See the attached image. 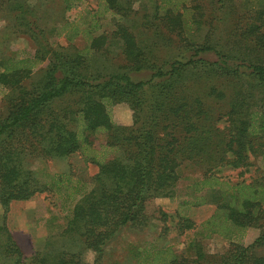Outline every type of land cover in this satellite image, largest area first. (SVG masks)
Segmentation results:
<instances>
[{"label": "trees", "instance_id": "1", "mask_svg": "<svg viewBox=\"0 0 264 264\" xmlns=\"http://www.w3.org/2000/svg\"><path fill=\"white\" fill-rule=\"evenodd\" d=\"M53 1L0 0V19L11 21L15 38L24 35L34 49L22 56L14 49L0 52V264H103L105 246L121 229L159 221L167 232L171 215L156 199L175 198L185 164L203 176L195 187L209 196L200 199L217 204L201 224L207 237L231 240L248 229L258 235L248 243L231 240L221 253H210L197 237L180 254L132 243L133 264H264V179L231 183L216 176L223 167L251 166L252 155L264 159V6L253 10L252 0H243L247 8L240 13L233 0L156 2L148 21H159L178 39L161 60L157 44L144 43L127 22L138 11L134 0H100L93 13L85 7L94 21L89 26L66 15L81 0H57L60 9ZM107 13L118 16L114 28L94 33L97 16ZM227 17L239 36L231 28L223 41L213 33L215 21ZM62 34L66 46L55 40ZM231 36L236 40L227 50ZM76 37L84 47L74 44ZM104 53L118 54L125 66L94 69L91 60ZM120 103L132 111L130 126L113 119L112 107ZM101 131L107 134L103 153L91 148L92 135ZM30 153H79L98 170L89 179L65 173L48 184L62 188L68 202L65 226L25 256L6 220L12 202L48 187L25 168ZM176 214L181 232L199 227L183 208ZM89 251L96 254L93 262L84 259Z\"/></svg>", "mask_w": 264, "mask_h": 264}, {"label": "rangeland", "instance_id": "2", "mask_svg": "<svg viewBox=\"0 0 264 264\" xmlns=\"http://www.w3.org/2000/svg\"><path fill=\"white\" fill-rule=\"evenodd\" d=\"M99 1L100 0H81L82 6L77 10L68 12L66 15L69 17L70 21L75 24L86 22V26H89L93 24L94 21H91L93 19L92 16L88 17L89 14H87L86 8L92 10L91 13H93V10L95 11L98 9ZM233 1L236 4V9L240 13L246 12L245 9L247 5L243 0ZM156 2H160V0H134V7L138 11L136 12L137 14L132 13L127 18V22L129 21L128 24L132 27V30L144 43H151L153 41L152 43L157 44L155 47V54L162 60L164 57H168L171 54L172 48L176 50L175 47L177 44L174 40L178 41V39L175 34L165 29L159 21H148L152 18L151 11ZM52 3V6L56 9H60L57 0H54ZM249 4L253 7V10H258L264 6V0H252ZM144 9H147V12L150 13L149 17H143L144 12L142 11ZM117 17L118 16L110 13L98 15L97 22L99 25L94 30V33L111 31L114 28L113 21H115ZM80 19L84 20L80 21ZM86 19H89V21H85ZM146 22L148 24H146ZM232 22L234 21L228 17L225 18V21H215L218 30L213 34L218 33L223 36V41H227V36L230 34L232 28L233 34L239 36V31L230 27ZM245 23L246 21H240L241 25H245ZM66 30L68 32L70 27ZM66 30L63 33H67ZM13 31L14 28L11 21L0 19V52L6 53L8 50L14 49L19 50V55L22 56L34 50L31 41L25 38L24 35H22L23 37L21 36V38H15L18 37V32L13 33ZM205 32H207V28L202 31L203 36ZM6 33L10 34L9 36H11V39L13 38L7 41V43L5 41ZM229 38L230 40L226 43L228 44L227 50L233 48L232 46L236 40L235 36ZM55 40L60 45L66 46L69 44L63 34ZM9 43H11V46H9ZM74 44L79 47H84L85 40L82 37H76ZM116 49L117 48H115L114 51H116ZM91 61L94 65V69L97 68L107 72L118 70L126 64L125 60L118 54H98L95 56V59ZM161 63L164 64L166 62L162 61ZM38 74L39 73L36 74V78ZM1 110L0 97V112ZM223 111H226V109L223 108ZM112 116L114 121L120 125L130 126L132 124V111L125 103L114 105L112 107ZM91 140L93 143L91 148L100 150L99 153H101V151L102 153L108 151L105 150L106 147H101V145L106 144V132L101 131L93 134ZM88 152L93 154L91 151ZM107 154L109 157L112 155L110 152H107ZM114 154L116 155L115 152ZM250 161L253 164L247 168L234 169L223 167L216 173V176L222 177L224 180L231 183L242 181L255 182L264 179V159H262L260 155H252ZM23 164L26 169L33 171L41 183L45 185L52 183L56 177L59 178L60 175L65 173H71L73 177L89 179V177L93 176L98 170L96 164L87 160L84 155L79 153L65 158H49L42 157L37 153H30L24 157ZM180 174L181 179L176 186L175 198L156 199V203L163 206L171 215L167 224L169 227L168 231H163L164 223L159 221H153L149 227L144 229L138 230L130 227L121 229L117 236L111 239L105 246L103 264H133L129 253V245L132 243L142 248L153 245H157L161 248L171 247L173 252L180 254L186 250L189 240L192 237H197L203 241L207 251L210 253H221L228 248L231 240L248 243L258 235V230L248 229L242 234L233 237L231 240L218 235L207 237L201 224L212 216L217 204L213 201L203 202V199H200L202 196H209L206 188L201 192L196 190L197 187H195V183L203 177L200 170L193 165L185 164L181 167ZM60 191H62V188H57V186L52 188L48 185L44 192L36 194L29 200L14 201L11 203L6 223L15 240H17L22 247L25 256L32 255L44 245L50 235L58 233L65 226V215L69 205H67L68 202L61 197ZM185 200L197 202V204L193 205L190 202L188 206L181 207L180 203ZM182 208L185 214L189 215L199 227L187 230L186 232H181L177 228L178 217L176 212ZM2 212L3 210L0 205V217ZM95 257L96 254L90 251L86 252L84 255V259L87 262H93Z\"/></svg>", "mask_w": 264, "mask_h": 264}]
</instances>
